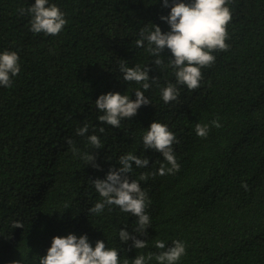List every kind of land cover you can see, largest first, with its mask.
<instances>
[{
	"label": "trees",
	"instance_id": "16d2710c",
	"mask_svg": "<svg viewBox=\"0 0 264 264\" xmlns=\"http://www.w3.org/2000/svg\"><path fill=\"white\" fill-rule=\"evenodd\" d=\"M171 2L164 8L163 0H49L68 23L48 36L31 32V17L18 11L35 0H0V54L17 52L21 68L10 88L0 86V264H39L53 237L64 232L87 235L93 248L104 241L118 250L121 264L140 254L155 257L163 251L156 240L166 248L174 240L185 243L177 264H264V0H231L229 50L213 53L215 62L202 69L198 89L178 86V102L165 104L161 90L175 84L171 53L165 49L163 64L156 66L157 57L135 41L145 27L170 31L160 17L168 15ZM120 60L130 68L147 66L157 83L144 91L123 81ZM136 90L151 104L121 121L120 129L98 121L100 95L127 94L135 101ZM217 118L220 128L210 127L207 138L196 135L197 123L210 125ZM154 121L177 137L173 149L180 171L140 181L151 201V226L140 236L133 231L137 218L118 206L100 215L89 212L101 200L91 181L103 180L129 152L149 159L147 168L133 165L130 181L166 164L142 142ZM85 123L88 132L78 136ZM99 127L103 134L94 131ZM93 134L101 140L99 150L88 142ZM69 138L81 154L95 156L100 170L73 155ZM12 217L24 227L9 244ZM121 229L147 247L135 249L131 240L122 244Z\"/></svg>",
	"mask_w": 264,
	"mask_h": 264
},
{
	"label": "clouds",
	"instance_id": "9594fccd",
	"mask_svg": "<svg viewBox=\"0 0 264 264\" xmlns=\"http://www.w3.org/2000/svg\"><path fill=\"white\" fill-rule=\"evenodd\" d=\"M231 0H172L170 12L167 16H161V21L167 23L170 31L162 33L158 26L152 25L151 30L147 27L139 32V39L135 41L137 48H144L150 56L157 57L153 62L159 66L163 64L162 53L167 49L171 53L168 66L171 67L175 75V84L168 83L161 90V98L165 104L178 102L180 90L178 86H184L189 91H194L200 87L203 79L202 69L211 67L215 62L216 51H228L230 45L226 43L229 39L227 26L232 19V12L227 6ZM162 6L168 8L169 0H163ZM21 15L27 13L30 17V31L34 34L43 33L48 36H56L61 33L68 21L65 13L55 4H49V0H35V3L26 8L18 10ZM145 44L147 46L145 47ZM21 71L19 56L17 52L4 51L0 54V86L10 88L13 78ZM119 71L123 74L125 82H135L141 85L144 91L150 89L153 83H157V78L150 79L148 73L150 69L145 66L128 67L127 61L120 60ZM144 91L136 90L135 101L129 99L127 94L109 92L100 95L95 101V108L103 113L98 117V121L104 125L120 129L121 121L129 120L137 115L141 106L151 104L145 97ZM210 127L220 128L219 118L212 120L211 124L197 123L195 126L196 135L200 138H207ZM89 130V125L85 123L78 128L76 134L84 136ZM103 134L104 127L94 129ZM88 142L95 150L103 146L99 136L93 134L88 136ZM144 149L159 152L165 163H161L156 173H142L139 180H129V174L136 168H147L148 158H140L129 152L119 157V167L110 168L106 177L91 181L101 200L89 209L91 214L100 215L106 207L109 211L112 206H118L121 212L131 213L137 218V227L133 230L146 235V229L151 226L150 216L146 214V208L151 201L146 191L142 190L140 181H147L149 177L156 175H173L180 171V164L174 153L173 145L178 143L177 137L168 129V126L159 122H152L149 129L142 137ZM66 144L71 147L74 156H80L87 164L99 169L95 163V156L89 153L81 154L75 147L74 141L69 138ZM167 165V166H166ZM247 190V184L241 185ZM41 193H38L40 195ZM10 219L12 229L8 231L7 241H15L17 232L24 225L16 218ZM75 230V227H70ZM119 240L122 244L132 241L135 249H144L147 242L137 239L136 235H130L128 231L119 230ZM157 249H161L159 254L153 256L136 255L135 259L123 260V264H149L153 258L156 264H177L186 254V245L183 241L174 240L170 247L166 248L164 241L156 240ZM118 250L107 248L104 241H96L93 248L88 241L87 235L79 237L78 232H64L62 237H53L51 247L44 257L39 258V264H121ZM12 264H20V261H13Z\"/></svg>",
	"mask_w": 264,
	"mask_h": 264
},
{
	"label": "bare ground",
	"instance_id": "6f19581e",
	"mask_svg": "<svg viewBox=\"0 0 264 264\" xmlns=\"http://www.w3.org/2000/svg\"><path fill=\"white\" fill-rule=\"evenodd\" d=\"M183 155H185V154H183ZM44 190H46V188L44 187V188H42V190L39 192V193H41L42 191H44ZM15 222V221H14ZM14 229V228H13ZM19 236V235H18Z\"/></svg>",
	"mask_w": 264,
	"mask_h": 264
}]
</instances>
